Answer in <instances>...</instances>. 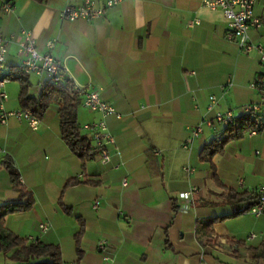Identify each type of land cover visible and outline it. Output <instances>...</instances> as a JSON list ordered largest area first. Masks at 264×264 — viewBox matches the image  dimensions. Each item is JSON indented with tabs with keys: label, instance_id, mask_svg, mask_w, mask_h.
I'll list each match as a JSON object with an SVG mask.
<instances>
[{
	"label": "crops",
	"instance_id": "1",
	"mask_svg": "<svg viewBox=\"0 0 264 264\" xmlns=\"http://www.w3.org/2000/svg\"><path fill=\"white\" fill-rule=\"evenodd\" d=\"M86 1L115 4L99 20L59 19L66 5ZM202 1L0 0V34L9 40L7 74L19 73L17 41L29 31L39 53L63 62L77 84L97 92L120 115L90 112L80 102L77 123L104 121L115 141L109 163L96 153L83 168L61 137L58 106L48 107L36 130L13 118L0 125V207L18 199L9 168L33 201L28 211L5 217L7 230L57 245L62 264H264L253 257L264 244V215L248 212L264 185V67L256 51L243 54L226 39L223 11ZM4 4L13 11L5 13ZM253 13L264 17V0ZM248 35L264 47V29L250 28ZM26 78L28 94L38 98L44 76ZM253 82L258 88L250 87ZM4 90V110L23 109L19 81L12 79ZM211 97L215 103L208 109ZM248 105L259 107L253 116L261 128L229 141L210 162L201 161L202 149L225 128L203 123L228 111L240 117ZM199 124L202 132L192 138ZM71 178L95 184L63 191ZM192 188L200 191L180 199ZM228 190L250 197L234 202L223 195ZM208 219H217L210 239L197 225ZM40 224L48 226L46 232ZM250 234L255 237L248 239ZM219 239L227 241L221 250L214 247ZM9 263L0 254V264Z\"/></svg>",
	"mask_w": 264,
	"mask_h": 264
},
{
	"label": "built area",
	"instance_id": "2",
	"mask_svg": "<svg viewBox=\"0 0 264 264\" xmlns=\"http://www.w3.org/2000/svg\"><path fill=\"white\" fill-rule=\"evenodd\" d=\"M258 0H203L202 6L211 10L220 9L223 11L225 19L227 21L226 39L235 42L239 50L243 54H249L251 51H256L259 54L260 65L264 67V47L261 45H254L251 43L248 30L264 29V17H257L253 13L254 5ZM114 1H108L106 3L96 5L92 1H86L80 6L66 5L59 12V19L65 22H74L76 20L94 21L103 18L107 11L113 7ZM5 13H10L13 8L9 4H4L2 7ZM198 24L197 21L190 22L189 25L193 26ZM9 40L0 34V125L6 124L10 118L25 122L32 130H36L40 119L34 115L29 109H20L15 111H5L3 108L4 102L7 100L5 93V85L12 79H17L20 75L29 76L35 75L38 77L44 76L45 81L50 80L52 82L68 81L75 92L80 98L81 105L90 112H98L102 115H113L115 118H120V115L112 108L108 103L101 100L99 94L95 91H89L85 86H81L75 82V80L69 75L67 68L63 62L54 58L51 53H39L36 49L35 38L29 31H21L19 39L17 41L18 55L22 56V62L20 65V73L15 75H9L6 73L5 59L8 51ZM54 42L49 41L46 44L48 49H52ZM45 83V82H44ZM44 83L40 84V90L43 89ZM259 84L253 82L250 84L251 88H258ZM262 92H264V86H262ZM215 99L210 98L208 109H211ZM257 105H248L243 108L245 114L254 113L258 111ZM235 119L232 112H225L223 114H216L213 120H207L203 124L211 126L212 122H217L224 126L231 124ZM203 124L197 125L191 132V137H198L202 130ZM82 131L91 138L95 152L98 154L100 162L107 164L110 162V150L109 148L114 145L115 141L109 134L107 126L104 121H97L90 124H84L81 126ZM255 131H251L254 133ZM185 172L192 171L191 168H184ZM123 186H126L125 180H123ZM199 188H192L190 191L180 194V199L186 200L192 194L199 192ZM258 199L250 206L248 212L254 216L259 217L264 215V185L258 189ZM48 226L46 224H40L39 229L41 232H46ZM255 236L250 234L248 239H252ZM227 244L225 239H219L215 244V249L221 250L223 246ZM97 250L104 251V245L99 244ZM232 250V248H231Z\"/></svg>",
	"mask_w": 264,
	"mask_h": 264
},
{
	"label": "trees",
	"instance_id": "3",
	"mask_svg": "<svg viewBox=\"0 0 264 264\" xmlns=\"http://www.w3.org/2000/svg\"><path fill=\"white\" fill-rule=\"evenodd\" d=\"M18 72L20 73V69ZM26 77L20 75L16 79L20 83L19 101L21 106L23 109L31 110L39 119H41L49 106H58L61 137L71 152L81 160L83 168L86 162L95 157L96 152L91 138L82 131L81 126L77 123V110L80 106V98L75 94L72 85L68 81L56 83L46 80L43 89L40 90L39 97L35 98L28 94L29 84ZM256 119L257 117H254L253 113H247L235 118L231 124L225 126L223 135L219 139L211 141L202 149L200 160L210 162L215 155L223 152L229 141L239 139L247 132L258 131L261 125L258 126ZM211 168L212 178L219 185L214 166L211 165ZM9 170L13 188L18 193V199L0 207V254L9 260V264H62L61 251L57 245L20 238L4 227V219L7 215L28 211L33 203L31 196L21 187L17 174L10 168ZM80 183L95 184L87 180L71 178L66 181L63 191ZM223 195L234 202L244 200L248 196L247 193L238 194L230 190L224 191ZM60 206L67 212V208L61 204V201ZM216 220H203L197 224L200 227L198 230L207 239L212 237L211 227ZM81 232L82 226H80L77 238ZM213 241L208 240L205 242L212 245ZM77 253L79 258L80 251L78 248ZM253 257L264 259V244H261L260 248L253 252Z\"/></svg>",
	"mask_w": 264,
	"mask_h": 264
}]
</instances>
